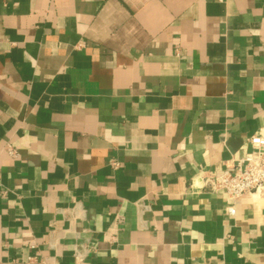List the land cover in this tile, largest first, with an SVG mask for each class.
I'll list each match as a JSON object with an SVG mask.
<instances>
[{
	"label": "crops",
	"instance_id": "0c3cea01",
	"mask_svg": "<svg viewBox=\"0 0 264 264\" xmlns=\"http://www.w3.org/2000/svg\"><path fill=\"white\" fill-rule=\"evenodd\" d=\"M261 128L264 0H0V264H264Z\"/></svg>",
	"mask_w": 264,
	"mask_h": 264
},
{
	"label": "built area",
	"instance_id": "2783aa9c",
	"mask_svg": "<svg viewBox=\"0 0 264 264\" xmlns=\"http://www.w3.org/2000/svg\"><path fill=\"white\" fill-rule=\"evenodd\" d=\"M247 141L250 148L232 165L233 172L202 173L197 178L199 184L211 192H224L232 202L248 192L264 191V128ZM7 151L9 155L15 154L10 146ZM228 210L232 212L233 206Z\"/></svg>",
	"mask_w": 264,
	"mask_h": 264
}]
</instances>
